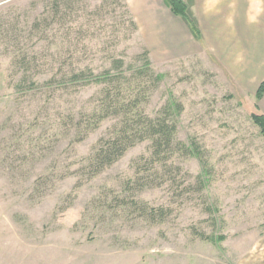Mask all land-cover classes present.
I'll return each mask as SVG.
<instances>
[{
  "label": "rangeland",
  "instance_id": "obj_1",
  "mask_svg": "<svg viewBox=\"0 0 264 264\" xmlns=\"http://www.w3.org/2000/svg\"><path fill=\"white\" fill-rule=\"evenodd\" d=\"M148 4L0 0V264H264V105L207 55L163 57ZM72 73L121 77L120 104L141 99L200 157L152 164L145 140L92 175L119 124L93 115L107 86Z\"/></svg>",
  "mask_w": 264,
  "mask_h": 264
},
{
  "label": "crops",
  "instance_id": "obj_2",
  "mask_svg": "<svg viewBox=\"0 0 264 264\" xmlns=\"http://www.w3.org/2000/svg\"><path fill=\"white\" fill-rule=\"evenodd\" d=\"M148 2L164 10L162 17L152 18L157 49L163 57L207 55L221 65L224 76L235 82L238 90L257 93L264 81V0H194L192 13L201 40L164 2L160 6L157 0H143L148 9ZM259 105H264V97Z\"/></svg>",
  "mask_w": 264,
  "mask_h": 264
},
{
  "label": "trees",
  "instance_id": "obj_3",
  "mask_svg": "<svg viewBox=\"0 0 264 264\" xmlns=\"http://www.w3.org/2000/svg\"><path fill=\"white\" fill-rule=\"evenodd\" d=\"M165 3L175 15L183 18L193 36L197 40H201L202 32L198 21L194 14L191 11H188L189 9L187 3L184 0H165ZM148 63L149 62L146 60V62L142 65L143 68H146V70L148 69ZM113 64V70H119L121 72L124 71V69H122L124 66L123 59H114ZM132 66L133 65H130V67ZM105 75L107 74L105 73ZM120 78L121 77H115V75L109 79L101 78L100 75L97 77H87L85 73H72L69 77L63 78L67 79L65 81L66 83L74 85L76 88H81L92 83L105 84L107 86L105 99L110 100V102L108 105L103 104L102 108L99 111H94L93 115L98 117V121L109 117L118 120L119 128L116 131L114 130L115 132L113 136L100 141V147L91 158L90 167L92 169V175L96 176L100 174L107 167L117 162L129 148L145 140L152 141V164L163 162V165H166L177 152H183L185 155L188 154L200 157V151L197 145L189 146L186 143L177 140V126L175 122H169L167 118L163 117L153 118L148 115L146 116L138 111L134 113L135 108L133 107H137L138 104H140L141 99H138V102H135L132 107L126 103L120 104L115 95L116 91L123 93L124 88L121 90V87H119ZM111 86L113 87L114 92L113 103H111L110 95ZM256 96L258 100L263 98L264 81L259 87ZM252 118L255 124L261 128L262 134H264V114L254 113ZM96 124L97 122L94 123V126ZM223 238L224 237H220L219 240H222Z\"/></svg>",
  "mask_w": 264,
  "mask_h": 264
}]
</instances>
